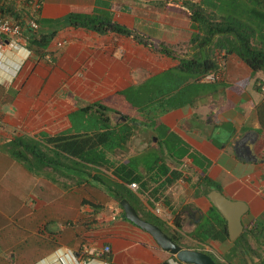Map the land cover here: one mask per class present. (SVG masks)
<instances>
[{"label": "crops", "instance_id": "0c3cea01", "mask_svg": "<svg viewBox=\"0 0 264 264\" xmlns=\"http://www.w3.org/2000/svg\"><path fill=\"white\" fill-rule=\"evenodd\" d=\"M99 1L42 0L40 18L50 23L44 31L38 22L39 34L58 31L44 52L29 46L31 35L27 31L26 45L0 39V162L14 163L20 176L27 171L1 149L2 143L17 135L42 139L112 130L120 142L100 147V156L111 165L131 167L145 181H154L151 186L140 185L141 192L136 193L139 200L135 205L141 209V217L155 216L154 207L161 202L173 219L172 226L160 219L170 231L179 220L184 233L195 234L200 223L212 214L208 194L221 192L246 207L243 232L234 241L243 239L246 251L252 255L248 257L251 263L253 257L259 258L258 253L264 254V74L253 72L238 56L217 45H213L210 56L222 64L225 74L216 83L224 82L230 69L245 68L251 75L246 80L244 97L243 93L235 95L236 89L219 87L213 91L204 86L205 78L186 73L188 77L182 76L177 70L180 58H190L200 51L199 46L191 45L200 28L189 18L188 7H205L214 13L221 11L227 0H133L125 10L133 16L131 22L122 17L123 13L113 12L112 21L142 36L143 43L135 36L116 32L102 34L74 25L59 29L51 24L59 18L65 21L81 9L86 10L84 14L109 20L104 17L111 12L104 7L109 2ZM229 1L243 4L245 0ZM115 4L127 2L117 0ZM61 41L68 44L58 48ZM160 45L181 56L176 59L161 53ZM170 71L179 73L174 80L180 85L173 91L169 88L171 77L153 82L159 74ZM145 85L146 89L142 87ZM134 91L141 98L135 97ZM128 100L143 106L151 103L152 108L145 112L129 110ZM99 105L108 109L106 115ZM173 136L178 138L174 145ZM132 160H137V165ZM102 171L111 186L118 185L111 194L107 185L90 176L69 190L46 177L32 176L39 188L38 196L47 201L30 211L36 216L38 228H45V213L52 216L48 205L59 198L72 199L66 205L72 214L65 212L71 217L55 226L53 237L43 234L42 239L38 236L34 242L31 240L37 257L24 264H78L80 258L93 259V264H179L150 237L147 242L137 239L136 228L122 217L111 220L110 214L118 206L111 196L123 183L113 169ZM172 172L179 177L167 192L151 195L166 178H172ZM192 216L198 217L195 224L190 223ZM0 217V223L7 220L6 213L0 212ZM19 230L40 234L32 230L31 223ZM24 232L16 234L20 244L25 243ZM104 246H111V260L103 257ZM84 247L97 251L84 255ZM16 259L12 260L10 249L0 255L1 264H23L21 257Z\"/></svg>", "mask_w": 264, "mask_h": 264}, {"label": "trees", "instance_id": "16d2710c", "mask_svg": "<svg viewBox=\"0 0 264 264\" xmlns=\"http://www.w3.org/2000/svg\"><path fill=\"white\" fill-rule=\"evenodd\" d=\"M226 2L227 4L225 3L221 7V11H215L214 13L207 12L202 7H188L189 18L200 28V33L192 38L191 45L199 46L200 49H197V51H200L190 58H180L177 70L191 76L198 77L202 75L203 78L210 74L220 76L218 80L222 76L224 77L225 68L218 60L210 56L213 52V45H217L220 50L238 56L253 72L264 74V0H245L243 4L230 3L229 0ZM26 5L28 4L24 2L0 0V19L12 20L21 24L24 33L27 31L31 35L28 42L29 46L37 52H44L52 44L58 31H53L50 34H39L38 30L31 29L27 24V20L31 17L38 22L40 17L31 16L27 12ZM187 11L184 10V12ZM71 19L78 20L71 25L82 29L98 31L102 34L116 32L124 36H135L140 43L144 42L142 36L135 35L134 31L120 26L112 20L104 21L98 16L89 15H78L76 17L73 14ZM229 46L232 47V50ZM159 47H161L159 50L163 54L176 59L181 56L180 53H175L163 45ZM98 109L103 112V115L108 112V109L102 105H99ZM106 119L108 120V118ZM115 137L116 134L112 130L59 134L46 136L42 139L17 135L2 143L1 149L8 153L12 159L22 164L35 177H46L57 183L56 176L60 175L61 172L62 176L68 179L77 174H85L87 177L82 178L77 182V185H82L84 180L87 181L88 178L92 177L94 181L107 185L110 194L113 192L114 186L118 185L111 186L112 183H109L108 176L102 170L110 171L113 169V174L123 183L116 191V195L111 196L118 204L117 209L121 210L113 221L122 217L131 227H136L126 219L120 201L123 199L129 200L140 214L141 209L135 205V200H139L138 196L128 185L137 182L145 187L151 186L154 181L151 179L145 181L131 167L111 165L105 161V157L100 156V147L113 144ZM72 164L77 165V167ZM60 167L63 169H59ZM171 175L172 178H166V184L158 186L154 192H151V195L155 193L156 195H164L170 185L179 177L177 172H172ZM211 211L214 216L211 214L210 219L207 220L203 236L217 242L229 241L227 220L213 205ZM146 216L142 218L147 221L152 218L154 222H150L163 229L161 225L157 224V222H161L159 218L147 214ZM175 225L176 229H173V233L169 236L179 244V240L183 238L179 232L181 230L180 221L177 220ZM198 239H201V237H198ZM157 247L160 248L158 245ZM103 257L111 260L110 253L104 254Z\"/></svg>", "mask_w": 264, "mask_h": 264}, {"label": "rangeland", "instance_id": "374dc122", "mask_svg": "<svg viewBox=\"0 0 264 264\" xmlns=\"http://www.w3.org/2000/svg\"><path fill=\"white\" fill-rule=\"evenodd\" d=\"M103 1L104 0H100L99 3ZM107 1L109 2V4L107 3V5L104 7L107 9L108 12L109 11L111 12L109 14H105L104 17H106V19L112 20L114 18L113 12H118V13H121V15L122 13L124 14V16L122 17L125 20L127 19L130 22L133 20V16L129 15L128 13L126 14V11H125L127 10V7L133 0H119L122 2H127L126 5H116L115 2L117 0H107ZM98 7H102V6L98 5ZM84 11L86 10L81 9L79 11L82 14L81 13L78 14L79 12L74 11L73 15H75L76 17L78 15L94 16L88 13L84 14L85 13ZM77 21L78 20L76 19H71V17L69 16L67 19H65V21L62 20V18H59L57 21H53L51 24H54V27L58 26L59 29H62L63 27L71 25L73 22H77ZM38 22L40 23V27L44 31L47 28L48 23H50L48 22V20H43L41 18L38 19ZM177 74L179 73H176L175 71L161 73L159 74L160 77L153 78L154 79L153 82H159L165 78L171 77L170 82L172 84L169 86V88L171 87V90L173 91L174 88L180 85L179 81L175 82L174 80V77ZM250 75H251V71L248 72V70L245 68L239 69V70L230 69L228 72V76L226 77L224 82L216 83V81L210 82L204 79L206 81L204 86L207 88H210L213 91H215L216 89H219V87H225L227 90L236 89V91L233 93L238 96V93L241 94L245 91L244 87L247 85L246 80ZM182 76L188 77L185 74H183ZM199 76L201 77L202 75H199ZM238 80H239V83H237ZM146 86L147 85L142 86V87L146 89ZM134 96L137 98H141V95L135 91H134ZM243 97H244V93H243ZM116 102L117 104H121V100H118ZM128 103L129 104L127 107L129 110L135 109L136 111L145 112L152 108V107H149L151 103H149L148 105H144V106L139 105L137 103L134 104L130 100H128ZM231 103L232 102H230L229 104ZM116 106H119V105H116ZM232 120L236 123V118H233ZM91 121L92 119L90 120V122ZM73 122L74 123L77 122L75 116H74ZM75 128L77 129V126ZM172 139H173L172 145H174V143L178 141V138L173 136ZM118 142H120V138L116 136L115 143H118ZM137 162H138L137 160H132V163L134 165H137ZM3 164L4 163L0 162V212L2 214L4 213L7 214L6 218L8 221L4 219L3 222L0 223V226L9 227V228H0V255H2V252L4 251L6 252L7 250L10 249V256L12 257V260L15 261L17 260L16 258L21 257L22 260L20 261V263L24 264V262H26L27 260L34 259L35 257H37V254H35V250H33V249H36V247L35 245L32 244L31 240H33L34 242L38 236H41V239H42L43 234H46V236L48 237V235H51L53 234V232L56 231L55 226H60L62 222H65L66 220H68L67 217H71V215H66L65 212L72 214L71 212L72 210L70 211L69 207L66 206L68 201H72V199L71 198L69 199V197L59 198V200L57 199L55 203H50L52 206L48 205V208L52 207V210H51L52 216H50L49 213L48 214L45 213V218L47 221L45 220L43 221L47 222L46 228H43V229L38 228L36 216L30 211L38 209L41 206L46 205L47 201L38 196L37 191L39 188L35 187L36 182L33 181L34 179L32 177L34 175L31 172H29L28 174L27 171H24L22 176H20L17 167L13 165L14 163L13 164L6 163L5 165ZM73 166L77 167V165H73ZM59 169H63V168L60 167ZM62 175H63L62 172L60 175H57L56 180H57L59 187H61L63 190L65 189L69 190L71 188H76L78 186L77 182H79L80 180H82V178H84V176H86V175L77 174L76 176H72L68 179V178L63 177ZM3 176H6V178L2 180ZM110 182L111 181H109V183ZM31 204H34V207H32ZM18 209L20 210L16 212V210ZM111 217H112V213L110 214V218ZM52 218L54 219L53 221H52ZM19 219H24V221H20ZM148 220L154 222L152 218H149ZM29 223L32 224V230L36 234L38 232L40 234L32 235L30 234V232H24V230H19L20 228L25 229L26 225H28ZM157 224L161 225L167 233H170V230H169L170 227H166L165 226L166 224L163 225V223H161L160 221L157 222ZM206 224H207V220L204 219L202 224L198 227L195 235L198 237H201V246H203L204 244L205 246H207V248L211 249L210 254L213 255V257L219 264H263L262 261H264V254H260V253H258L260 255L259 258L253 257V261L250 263V261L248 260V257L251 258L252 255L250 254V252L246 251L245 245L243 244V239H239L236 242L231 241V239L226 242H217V241H212L208 239L206 236L204 237L203 228L205 227ZM33 225H35V227L37 228H34ZM78 230H80V226L78 227ZM18 231L24 232L23 238L24 236L26 237L24 240L25 241L24 244H20V242L17 241L16 234L19 235V233H17ZM135 231H136L137 239L139 240L141 239L147 242L146 238L150 237L149 240L152 239L151 236H149L148 234H145L146 236H148L146 237L143 234V232H141L138 229H135ZM31 236L33 237V239L29 238ZM179 245L185 249L191 248L190 245L185 244L184 242H179ZM262 253H264V250L262 251ZM246 258H247V261H246ZM258 259H261V260H258ZM1 262L2 261L0 260V264Z\"/></svg>", "mask_w": 264, "mask_h": 264}, {"label": "water", "instance_id": "95a60500", "mask_svg": "<svg viewBox=\"0 0 264 264\" xmlns=\"http://www.w3.org/2000/svg\"><path fill=\"white\" fill-rule=\"evenodd\" d=\"M208 197L213 206L227 220L230 239L232 241L236 240L244 229L242 218L246 207L243 208L242 204L230 200L218 191H212L208 194ZM120 204L128 221L148 233L162 250L175 256L182 263L217 264L210 255L202 251L182 248L158 225L143 219L129 200L123 199Z\"/></svg>", "mask_w": 264, "mask_h": 264}, {"label": "built area", "instance_id": "2783aa9c", "mask_svg": "<svg viewBox=\"0 0 264 264\" xmlns=\"http://www.w3.org/2000/svg\"><path fill=\"white\" fill-rule=\"evenodd\" d=\"M12 1H17V2H24L28 5V10L30 11L31 16H39L40 17V12L42 11L43 3L42 0H12ZM27 10V11H28ZM28 26L33 29V30H38L39 28V23L33 19L29 18L27 20ZM9 38L13 43L16 44L17 46L21 44H27V39L24 38V30L22 29L21 24L12 21V20H4L0 19V39L4 40ZM21 42V44H20ZM11 44V43H10ZM66 44H68L67 41H61L57 43L58 48H63ZM22 46V45H21ZM49 57V56H48ZM220 76H217L215 74H210L208 75L205 79L210 82L217 81ZM128 187L135 193H138L140 190V186L137 182H133ZM119 209L114 208L112 210V219L115 220L119 214ZM154 214L156 217L164 220L167 224L172 225L173 224V219L172 216L163 208V205L160 203H157L155 208H154ZM96 249H90L88 247H84L83 254H89V255H94ZM112 251L111 246H104L102 254H108ZM92 259H87V258H80L78 264H92Z\"/></svg>", "mask_w": 264, "mask_h": 264}, {"label": "flooded vegetation", "instance_id": "af4514ba", "mask_svg": "<svg viewBox=\"0 0 264 264\" xmlns=\"http://www.w3.org/2000/svg\"><path fill=\"white\" fill-rule=\"evenodd\" d=\"M219 212V211H218ZM220 213V212H219ZM221 214V213H220ZM192 218H193V220H191L190 221V223H192V224H195L197 221H198V217H196V216H192ZM181 224V223H180ZM201 224V223H200ZM199 224V225H200ZM163 225H165V224H163ZM162 227V226H161ZM136 229H138V230H140L141 232H143V234H148V233H146V232H144L143 230H141L140 228H138V227H135ZM175 229H176V227H175ZM182 230H184V229H182L181 228V230H179V232H180V234H182L181 236H183V238L182 239H180L179 240V242H184L185 244H188V245H190L191 246V248H188V249H193V250H198V251H202V252H204V253H206V254H208V255H210L213 259H214V261L217 263V264H219L216 260H215V258L213 257V255L212 254H210V252H211V249H209V248H207V246H205L204 244H203V246H201V239H198V236H196L195 234H196V231H195V234H193V233H188V232H186V233H184ZM203 230H204V228H203ZM166 232V231H165ZM183 232V233H182ZM167 233V232H166ZM173 233V230L172 231H170V233H167L168 235L169 234H172ZM149 235V234H148ZM150 236V235H149ZM152 238V237H151ZM153 239V238H152ZM154 240V239H153ZM195 241L197 242V244L196 245H194L195 244ZM154 242H155V240H154ZM194 243V244H193ZM185 249V248H184ZM166 252V251H165ZM168 253V252H167ZM168 254H170V253H168ZM171 255V254H170ZM176 258V257H175ZM178 263L179 264H183V263H181V262H179L178 261ZM163 264H170V262L169 261H165V262H163Z\"/></svg>", "mask_w": 264, "mask_h": 264}, {"label": "clouds", "instance_id": "9594fccd", "mask_svg": "<svg viewBox=\"0 0 264 264\" xmlns=\"http://www.w3.org/2000/svg\"><path fill=\"white\" fill-rule=\"evenodd\" d=\"M39 29V28H38ZM28 42V41H27ZM139 184V183H138ZM139 186H140V184H139ZM140 190H141V186H140ZM139 190V192L138 193H140L141 191ZM160 204H162L161 202H159ZM163 205V204H162ZM213 205V204H212ZM155 208V207H154ZM163 208H165L164 206H163ZM166 210V209H165ZM158 218V217H157ZM160 219V218H159ZM113 220V219H112ZM162 220V219H161ZM172 226V225H171ZM175 229V228H174ZM173 258H175V256H173ZM177 259V258H176ZM93 260V259H92ZM178 260V259H177ZM94 261V260H93ZM93 261H92V264H93ZM179 261V260H178ZM63 262V261H62ZM179 262H181V261H179ZM182 263V262H181ZM102 264H112V263H110V262H106V261H102ZM183 264H185V263H183Z\"/></svg>", "mask_w": 264, "mask_h": 264}]
</instances>
